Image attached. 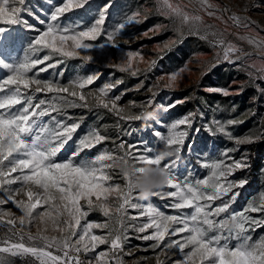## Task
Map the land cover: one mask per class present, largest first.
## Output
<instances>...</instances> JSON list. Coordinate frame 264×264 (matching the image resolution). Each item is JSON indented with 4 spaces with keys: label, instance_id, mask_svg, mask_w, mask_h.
<instances>
[{
    "label": "snow or ice",
    "instance_id": "obj_1",
    "mask_svg": "<svg viewBox=\"0 0 264 264\" xmlns=\"http://www.w3.org/2000/svg\"><path fill=\"white\" fill-rule=\"evenodd\" d=\"M25 2L26 0H19L20 5ZM89 4L90 0H61L59 4L49 6L46 19L30 13L44 26L43 30L27 25L29 30L38 31V34L21 62L8 64L0 60V71L7 72L5 77L0 78V206L12 203L21 213L16 215L11 209L4 210L0 207V224L6 221L8 230V234L0 238V264H12V257L27 256L34 257L39 264H125L123 255L132 254L131 251L124 252V246L129 242L130 230L136 234L135 238L138 240L153 241L150 245L153 250L163 245L160 255L167 256L171 250H177L180 258L176 259L174 264H264V235L253 240L249 234L258 228H264V216L256 218L251 215L264 213V193H261L258 199L247 201L243 209L229 212L248 183L246 178L236 181L230 177L250 167L247 154H243L240 159H235L229 154L238 151L241 145H250L264 139V136L249 134L235 137L230 131V126H235L241 121L213 119L205 126V130L213 136L223 135L233 141L236 147L224 149L218 158L202 162L201 166L208 170V175L204 178L179 175L181 153L185 149L188 129H192L196 115L191 112L168 124L160 119L153 120L158 126L153 129V136L162 145L167 142L168 145L174 146L179 153L178 158L162 162L156 156L157 149L141 143L126 147L124 142L117 146L119 151L103 149L93 155L92 150L110 138L101 134L97 128H90L84 135L75 138L82 121L71 120L70 117L60 119L59 115L68 107H92L93 105L88 103L89 98H92L97 108L107 109L125 121H140L138 113L119 106L121 95L110 97L111 91L123 81L106 82L97 92L85 94L82 90L98 79L95 74L70 81L67 86L58 80L39 79L38 73L28 75L37 65L51 60L53 54L66 58L80 57L83 61L91 62L93 56L90 50L103 47L104 44L118 46V38H122L129 26L143 22L141 11L135 10L126 14L122 21L108 32L107 43H92L103 32L111 3H106L90 23L67 20L68 13L83 9ZM200 4L201 9L209 16H215L216 11L221 10L216 9L211 0H200ZM159 10L161 15L169 19H179L181 27H188L190 32L203 40H207L209 34L214 37L210 44L220 51L216 53L212 68L222 63L236 65L239 62L237 71L245 72L253 82L257 79L264 81V60L257 68L255 62L248 63L251 53L224 39L222 33L201 34L202 16L184 11L171 0H162ZM21 11V8L9 7V0H3L0 3V23H26L19 16ZM229 19L238 27L249 28L253 24L249 17L235 13ZM160 28V25H156L142 35L150 38L149 33L158 32ZM2 30L3 27H0V31ZM239 38L246 40L264 55V39L251 35ZM124 43L128 41L124 40ZM175 43L176 41H166L162 47H156L166 54L172 50ZM45 49L49 50L48 54L38 58L36 54ZM198 55L201 54L193 53L189 61L179 69L159 77L156 84L148 89L152 95L146 102L136 105L133 101L130 102L131 105L139 106L141 111L145 107H151L155 96L159 94L153 89L160 88L161 81L164 82L163 89L174 90L182 75L191 71L188 64ZM143 60L140 52L129 51L116 67L121 72L131 70L130 74L135 76L139 68L134 67V64ZM58 63L60 61L49 63L39 71L45 72L55 68ZM156 63L155 60L151 61L148 70L155 67ZM249 68L255 71H249ZM202 75H207V72ZM207 91L228 97L240 94L243 85L235 92L231 85L208 88ZM257 91L264 95V87L257 85ZM42 92L56 95L52 97V101H36L35 95ZM61 93L68 95H59ZM183 102L185 101H177L167 106L160 104L157 107L167 112L177 103ZM181 125L186 126V129L180 130ZM160 127L166 128L167 134L162 133ZM69 148L71 151H68ZM117 159L131 161L137 166L152 164L167 168L169 181L166 187L154 192L152 197L168 200L166 207L175 209L176 214H166L160 210L153 204L152 197L144 203L133 202L134 199L139 200L134 196L129 179L122 174L123 185L108 183L112 180V171L117 169L114 167V161ZM113 195L120 200L115 212L120 214L122 231H118L116 235L111 231L98 235L93 230L107 229L108 221H88L87 217L95 211L111 220L113 205L110 197ZM217 201L220 203L216 204ZM41 208L44 210L40 211ZM127 209L138 210V215L128 216L126 220ZM224 213H229L225 218L236 219L232 229L225 228V218L217 219ZM139 217H146V222H138ZM33 222L45 225L44 228H38L35 235L26 228ZM48 222L52 223V230L59 235L45 234ZM149 229H152L151 233L145 234ZM105 244L109 245L106 251L84 258ZM52 249H55V252ZM157 264L166 262L158 256Z\"/></svg>",
    "mask_w": 264,
    "mask_h": 264
},
{
    "label": "rangeland",
    "instance_id": "obj_2",
    "mask_svg": "<svg viewBox=\"0 0 264 264\" xmlns=\"http://www.w3.org/2000/svg\"><path fill=\"white\" fill-rule=\"evenodd\" d=\"M2 2L3 0H0V3ZM60 2L61 0H26L24 5H20L19 0H9V7L22 9L19 16L26 23L12 25L0 23V27H3V30L0 31V60L8 64L21 62L26 54V50L38 34V31L29 30L27 25H33L36 29L40 30H43L44 27L30 13H35L39 17L46 19L49 6L59 4ZM171 2L186 12L202 16L203 23L200 25L201 34H205V32L222 33L224 39L243 48L245 52L251 53V56L248 58L249 64L255 62L256 67H260L261 61L264 60V55L254 46L247 43L246 40H241L239 37L251 35L258 39H264V0H211V3L216 9H229V11L217 10L215 16H209L206 11L201 9L200 0H171ZM106 3H111V7L107 13L106 23L103 25V32L92 43H107L106 37L108 32L112 31L114 26L121 22L126 14H130L135 10L141 11L143 22L129 26L123 33L122 38H118V46L104 44L103 47H96L90 50L93 56V61L91 62L83 61L80 57L66 58L58 54H53L51 60L37 65L28 75L33 76L38 73L37 78L39 79H54L58 80L62 85L67 86L70 81L95 74L98 79L92 85L82 90L85 94L88 92H97L106 82L115 83L116 80H122L123 82L111 91L110 97L114 98L116 95H121L122 98L118 102L119 106L126 107L131 112L139 113L141 108L139 106L133 107L130 102L134 101L136 105H141L146 102L152 95L148 89L156 84L159 77L179 69L186 61H189L193 53H199L201 55L194 57L188 64L191 71L182 75L178 81V86L174 90L163 89V81L160 82V88L153 89L159 94L155 96L154 103L149 109L158 110L159 119L165 124L180 119L190 112L196 114L192 129H188L189 135L185 140V149L181 153L182 161L179 175L181 177L204 178L208 175V170L201 166L202 162L218 158L224 149L236 147L233 141H230L223 135L213 136L205 130V126L213 119L221 121L236 119L241 121L235 126H230V131L235 137H243L249 134L264 136V95H261L257 91V85L264 87V81L257 79L253 82L245 72L237 71L236 68L240 66L239 62L236 65L222 63L212 68L211 64L215 63L216 53L220 51L219 48H213L211 46L210 42L214 39L212 35L209 34L208 39L203 40L190 32L188 27H181L179 19H169L161 15L159 9L162 6V0H90V4L85 8L68 13L67 20H82L85 23H90L97 17L98 11ZM245 9L247 10L245 11ZM233 13L249 17L253 24L249 28L235 26L233 21L229 19ZM156 25H160L161 28L158 32L149 33L150 38L142 35L145 31L152 29ZM205 26H211V28H206ZM124 40H127L128 43H124ZM166 41H176V43L171 51H167L164 54L156 46L161 45L162 47ZM48 51L45 49L37 53L36 56L42 58L45 54H48ZM129 51L140 52L144 57L143 62L134 64V67L139 68V72L135 76L130 74L131 70L129 72H121L116 67V65L121 64L125 53ZM161 56L163 58H160ZM154 60L157 61L156 66L148 70L150 62ZM57 61H60V63L55 68L48 69L45 72L39 71L40 68L46 67L47 64L56 63ZM249 71H255V69L249 68ZM204 72H207V75H202ZM6 75V71H0V78ZM233 81H235L234 84L232 83ZM141 84L143 87H140ZM229 85H231L234 92L239 90L241 85H243V91L240 92L241 98L247 93L250 94L244 109L237 110L236 106H233L234 114L231 117L219 114L217 107H210L203 98L197 102L195 109L185 110L183 106H176L165 112L163 109L157 107L160 104L167 106L177 102V100H171V94L190 86L194 87V91L196 89H203L208 92V88L228 87ZM77 91L80 90L77 89ZM54 95L56 94L37 93L35 100L45 99L46 101H52ZM59 95L67 96L68 94L61 93ZM69 99L74 98L69 97ZM88 103L93 105L90 108H97L94 106V99L89 98ZM79 110H81V107L65 108L59 115V118L65 119L70 117L71 120H77ZM107 111L113 116L112 122L106 123L102 127L81 125L75 134V138H79L90 128H97L101 134L110 138L94 148L92 150L93 155L103 149H116L119 151L117 146L121 142H124L126 147L141 143L142 145H147L157 150L163 146L158 143L157 138L152 134L153 129L158 127L154 121H125L113 112ZM201 113L203 114L202 116L200 115ZM53 115H56V113H53ZM45 120H47V117ZM147 125H151V127H147ZM240 125H242L241 130H237L236 127ZM185 129L186 126H180V130ZM159 130L167 134L166 128L160 127ZM219 137L224 139L223 145L218 143L220 140ZM189 146L191 147L189 148ZM68 151H71V148ZM243 154H247L250 167L246 170L238 171L230 179L239 181L241 178H246L248 183L242 189L241 196L230 208L229 212H236L243 209L247 201L253 198L258 199L260 194L264 193V139L250 145H241L238 151L230 153L229 155L235 159H240ZM108 183L112 185L124 184V180L118 169L112 171V180ZM13 187H16V185H13ZM171 199L169 198V200ZM110 202L113 205L111 220H108L101 213L95 211L91 212L87 217L88 221H108L107 229L93 230L98 235H105L109 231L113 235H116L118 231H122L120 214L115 212V208L119 206L120 200L113 195L110 197ZM133 202L144 203V201H137L135 199ZM152 202L166 214H176L175 209L166 207L168 200L152 197ZM215 203L219 204L220 201ZM0 207L4 210L11 209L16 215L21 214L19 209L12 203H7ZM43 210V208L40 209V211ZM131 215H138V210L127 209L125 219L127 220V217ZM228 215L229 213H224L217 219H224ZM251 215L259 218L264 216V213H251ZM146 220V217H139L138 222H146ZM128 222L131 223V221ZM44 227V224L38 222H33L26 226L27 230H30L33 235L37 233L38 228ZM52 229V223L48 222L47 232L45 234L50 236L59 235L58 232ZM151 231L152 229H149L148 233L145 234H149ZM7 234L8 230L5 221L4 224H0V238ZM249 234L252 235L253 240H256L261 235H264V228H258ZM135 235L131 230L129 231V242L124 246V252L131 251L132 254H122L125 264H157L158 256L166 264H174V261L180 258L175 249L171 250V253L167 256L160 255L163 245H161V248L153 250L150 247L154 243L153 241L145 242L138 240L135 238ZM178 238L173 237V239ZM108 248L109 245L107 244L100 245L95 253H89L84 258H90L96 253L106 251ZM52 251L55 252V249H52ZM11 259L12 264H39V261L31 256L23 258L12 257Z\"/></svg>",
    "mask_w": 264,
    "mask_h": 264
},
{
    "label": "clouds",
    "instance_id": "obj_3",
    "mask_svg": "<svg viewBox=\"0 0 264 264\" xmlns=\"http://www.w3.org/2000/svg\"><path fill=\"white\" fill-rule=\"evenodd\" d=\"M149 109L150 107H145L140 111L138 118L145 122L158 120L159 111ZM156 156L164 162L172 158H178L179 153L174 146H170L165 142L157 150ZM114 167L129 179L135 198L141 201L150 200L154 192L165 188L169 181V171L162 165L144 164L143 166H137L131 161L125 162L117 159L114 161ZM236 222L234 217L225 218V228L232 229Z\"/></svg>",
    "mask_w": 264,
    "mask_h": 264
},
{
    "label": "trees",
    "instance_id": "obj_4",
    "mask_svg": "<svg viewBox=\"0 0 264 264\" xmlns=\"http://www.w3.org/2000/svg\"><path fill=\"white\" fill-rule=\"evenodd\" d=\"M250 94H245L242 98L241 95H230L228 97H223L220 94H214L206 92L203 89H196L190 86L181 91L174 92L171 94V100L185 101L183 103H177L176 106H183L185 110L195 109L197 102L203 98L206 100L210 107H217L219 114L227 115L229 117L233 116L235 105L237 110H242L246 106V101H248ZM175 106V107H176ZM77 120L82 121L81 125L91 126L95 125L102 127L106 123L113 121V116L109 112L102 108H81L77 114ZM237 130L242 128V125L236 127ZM218 143L223 145L224 139L219 137Z\"/></svg>",
    "mask_w": 264,
    "mask_h": 264
}]
</instances>
